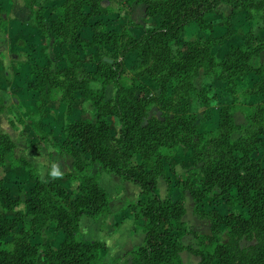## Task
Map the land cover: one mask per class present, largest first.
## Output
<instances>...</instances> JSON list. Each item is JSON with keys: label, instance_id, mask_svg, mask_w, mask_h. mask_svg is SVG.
<instances>
[{"label": "trees", "instance_id": "trees-1", "mask_svg": "<svg viewBox=\"0 0 264 264\" xmlns=\"http://www.w3.org/2000/svg\"><path fill=\"white\" fill-rule=\"evenodd\" d=\"M23 1L42 36L64 42L68 49L65 67L55 64L53 56L48 63L34 62L26 86L34 96L40 95L31 114L39 116L35 129L41 146L50 155L68 152L75 158L76 169L53 177L51 165L44 177L28 158L16 154L12 136L0 132V168L13 155L15 162L29 169L32 179L17 199L0 178V205L14 212L5 215L0 207V264H107L106 244L84 239L82 220L99 221L114 212L111 195L100 183L108 171L140 187L134 221L144 241L117 259L130 255L131 264H186L181 251L188 249L200 256L198 264H264V157L259 154L264 144V43L261 33L248 34L242 45H231L217 63L213 50L225 46L230 31L221 34L210 17L222 4L250 13L262 9L264 0H124L129 7L135 1L142 5L146 18H159L157 25L147 27L146 22L130 16L129 25L140 29L135 37L118 22L106 19L111 12L106 2L117 0H62L58 7L39 4L40 0ZM10 22L0 0V66L10 61L5 37ZM193 24L202 38L190 43L189 53L178 59L174 46ZM100 48L111 54L112 61L93 57L94 68H86L83 55L92 57ZM131 55L137 57L142 70L127 85L122 71ZM255 56L256 65L251 63ZM202 67L215 70L233 88L243 75L259 78L250 93L261 101L247 123H237L232 104L227 103L221 109L218 130L200 131L197 116L180 96L194 89L193 78ZM146 75L160 83V95L151 93L142 80ZM92 83L100 87L94 89ZM59 87L72 116L74 102L80 99L92 102L93 114L87 118L75 112L63 129V139L55 141L42 117L48 99ZM211 98L204 99L210 102ZM5 110L0 97V113ZM113 117L119 120L115 139ZM181 147L194 151L196 169L163 199L157 190L158 179L166 176ZM61 176L78 182L77 193L59 182ZM211 193L218 206L212 211L200 209ZM188 194L197 215L209 222L206 232L189 228L192 223L184 220ZM21 204L24 209L16 210ZM19 227L22 233L17 236ZM221 227L230 233L227 242L221 239ZM45 230L60 232L64 238L57 246L43 241ZM185 232L194 235V244L183 242ZM245 238L248 243H241Z\"/></svg>", "mask_w": 264, "mask_h": 264}, {"label": "rangeland", "instance_id": "rangeland-1", "mask_svg": "<svg viewBox=\"0 0 264 264\" xmlns=\"http://www.w3.org/2000/svg\"><path fill=\"white\" fill-rule=\"evenodd\" d=\"M123 1L124 0H121V2L120 0L106 2V4L111 7V12L106 16V19L118 22L121 25V28L124 27V29L127 30L129 36L135 37L140 33V29L137 26L129 25L130 16L140 23L146 22L147 27L157 25L159 18L158 20L157 18H146L145 10L142 5L135 1L132 3V6L129 7L126 2L122 3ZM61 2L62 0H40L39 4L46 3L47 7H58ZM3 4L7 7L9 5L13 14L25 6L23 0H3ZM12 12L8 11L9 17H14ZM30 17L31 19L24 20L27 22V26H25L26 28L24 27V29L22 28L21 30L20 27L19 29V31L21 30L22 35L28 37L27 40L22 37H17L11 32H9V34L7 33L10 40H7L8 48L6 53L11 60H7L6 62L9 66L7 69L1 67V85H5L2 84L3 82L8 83L10 81L9 87L12 88V80L15 82L16 80L18 81L20 77H17L22 74L20 83H26L32 64L36 61H44L48 63L50 61V56H53L52 59H55V64L57 63L60 67L66 66L65 54L68 52V49L65 46V43L61 41L55 43L51 41V36H42L41 31L34 24V16L32 13L30 14ZM210 17L221 29V34L230 31L229 36L225 39V46H217L213 50L215 62L217 63L224 59L231 45H242L248 34L256 35L261 33V40L264 43V7L249 13L240 8H234L231 4H222ZM25 22L23 23L25 24ZM15 25H19V23L14 22L12 24V26ZM37 33L39 34L35 39L34 36ZM201 38L202 33L198 26L194 24L190 25L183 37L174 46V55L178 59L186 56L189 53L190 43L198 41ZM93 57L98 61H112L111 54L107 50L100 48L92 57L83 55V64L86 68H94ZM261 62L264 64V51L261 54ZM251 63L254 65L259 63L256 56L251 60ZM5 70L9 71L8 73L11 77L5 75ZM141 70L142 67L137 57L131 55L125 60V66L122 71L123 81L127 85H131L133 79ZM258 79L259 78L254 74L243 75L239 77L240 82L238 86L233 88L230 87L226 81L220 80L215 70L207 71L205 70V67H202L193 78L194 89L184 90L180 97L187 105V109L197 116V124L200 127V131L209 134L211 131L216 132L218 130L222 119L221 109L227 103L232 104V113L236 122L239 124L247 123L250 115L255 112L258 103L261 101L260 96H255L250 93V88L255 81H258ZM142 80L150 88L153 95L158 96L162 93L160 83L153 80L149 75L143 76ZM92 87L97 89L100 85L99 83H92ZM12 89L14 90L15 87ZM5 91L8 94H2L6 95L5 97L7 98L4 99L6 101V110L3 113H0V132L7 131L15 140L17 143V149L15 150L16 154L25 157V152L28 151L32 154L34 159L40 160L39 167L44 172L42 175H45L47 168L50 165L61 174L69 171V169L75 171V158H73L68 152H63V155L54 151L53 155H50L49 150L41 146V136L35 129V124L39 119V116L31 114L40 95L34 96L31 92L30 95H27L24 98H18L16 95L10 93L8 89L0 90V94ZM214 92L216 94L215 97H213L215 95ZM206 95L212 97L210 102L207 99H204L207 98ZM61 98L62 91L59 87L55 89L54 94L48 99V104L42 117L44 128L50 133L51 138L55 141L63 139V129L66 123L72 119V117L76 116L75 112H78V114L87 118L91 117L93 114L92 102L80 99L74 102L75 112L72 116V113L70 114L67 110V103L62 101ZM18 99H21V101H29V104L25 105L22 102L20 103L18 102ZM154 108L156 109V107ZM111 121L112 135L113 139H115L118 137L119 120L117 117H113L111 118ZM113 143L115 142L113 141ZM259 154L264 157V144L260 149ZM4 164L5 165L0 168V178L12 188L14 197L18 199L19 193H21L25 186L32 182L29 169L24 168L19 163L15 162L13 155L7 156ZM67 167L69 168L67 169ZM195 169L194 151L185 147L179 148L171 160L170 168L167 171L166 176H161L158 179L157 190L159 195L163 199L170 196L178 186L177 183L182 181L192 171H195ZM58 179H60L59 181L63 186L70 191L77 193L78 182L76 180L63 176ZM100 183L111 195L114 212L102 220L92 222V224L85 223V220L82 221V231L84 239L88 241L101 239L110 244L113 239L117 238L125 241L120 249H118V247H115L114 249L107 247V261L109 257H112L111 259H113V256L117 258L119 254L135 247L134 204L137 201L136 195L140 189L134 183H129L109 171L103 174ZM188 195L189 198L185 201L187 208L185 219L191 223L199 222V225L196 223L195 228L200 232H206L209 228V222L197 215L193 199L190 194ZM182 198L185 199L183 196ZM216 206L218 205L214 202V196L211 193L205 198L203 203L200 204V209H203L204 211H212ZM0 207L5 215H13L14 212L7 210L3 203H1ZM17 209H24V205H19L16 210ZM221 212L224 213L225 210H222ZM21 233L22 227H19L16 230V235L18 236ZM41 238L43 241H47L57 246L64 236L60 232L56 233L52 232V230H45L41 235ZM221 239L224 242L231 239L230 233L227 232L225 227H221ZM10 240H12V238H10ZM246 241L248 243L249 240L245 238L241 243L246 244ZM130 257L132 259V256L128 255L117 259V261L126 258V264H131Z\"/></svg>", "mask_w": 264, "mask_h": 264}, {"label": "crops", "instance_id": "crops-1", "mask_svg": "<svg viewBox=\"0 0 264 264\" xmlns=\"http://www.w3.org/2000/svg\"><path fill=\"white\" fill-rule=\"evenodd\" d=\"M3 6H4V4H3ZM4 8L7 10V11H11L12 12V10L10 9V6L8 5V7L5 5L4 6ZM31 12V11H30ZM29 12V9L27 8V7H25V6H23V8L21 9V10H18V12H16L15 14H13V12H12V15H14V17H11V22H10V26H9V29H8V31L6 32V34H5V37H6V39L7 40H10L9 38H8V36H7V33L9 34V32H11L13 35H16L17 37H22V38H25L26 40H27V36H24V35H22V33H21V30H22V28L24 29V27L25 26H27V22H25L24 20H26V19H31V17H30V13ZM12 21H13V23L14 22H18L19 23V25H15V26H12ZM23 22H25V24L23 23ZM12 23V24H11ZM20 27H21V30L19 31V29H20ZM26 28V27H25ZM38 34L39 33H37V34H35V39L37 38V36H38ZM9 43H10V41H9ZM11 60V59H10ZM11 65H12V61H11ZM1 67H4V68H8L9 66L6 64V61H5V63H3L1 66H0V70H1ZM9 71H7V70H5V75L7 76V77H11V75L8 73ZM23 75V74H22ZM22 75H19L17 78H19L20 77V79L22 78ZM20 79H18V81L16 80V82L14 81V80H12V82H13V86H12V88H14L15 87V89L13 90L11 87H9V82L7 83V82H3L2 84H5V85H1V79H0V90H4V89H8L9 91H10V93H12V94H14V95H16L18 98H20V97H26L27 95H30V90L28 89V87L26 86V83H20ZM2 94H8L6 91L5 92H3V93H1L0 94V97H2V98H7V97H5L6 95H2ZM19 101L18 102H22L23 104H25V105H28L29 104V101L27 102V101H25V100H22L21 101V99H18ZM36 101V100H35ZM27 102V103H26ZM5 104H6V101H5ZM25 157L26 158H28L38 169H39V171H40V173L42 174V173H44L43 172V170L42 169H40V167H39V164H40V160H37V159H34V157H32V154H30L28 151L27 152H25ZM51 166V165H50ZM50 166H48V168H47V171H46V173H45V175H42V176H46V174H47V172H48V170H49V167ZM69 166V165H68ZM69 167H67V169H68ZM69 171H72V169H69ZM105 174V173H104ZM103 177V176H102ZM60 178V177H59ZM60 180V179H59ZM60 182V181H59ZM130 183V182H129ZM139 189H140V187L138 186V185H136ZM139 192H140V190L138 191V194H139ZM138 194L136 195V197L138 196ZM136 211H137V208L135 207V214H136ZM85 220V223H89V224H92V222H95V220H93L92 218H89V217H84L83 218V220L82 221H84ZM184 220L186 221V219H185V217H184ZM196 223H197V225H199V222H193L192 224H190L189 226V228H191V227H193V229L195 230V231H197V232H200V231H198L195 227V225H196ZM181 236L183 237V242H188V243H190V244H194V243H192L195 239H194V235H192V234H189V233H187V232H185V233H183V234H181ZM96 240H99V241H101V242H103V243H105V244H107L106 246L108 247V248H111V249H114L115 247H118V249H120L122 246H123V244H124V242L125 241H122L121 239H113V241H112V243L110 244L109 242H107V241H103V240H101V239H96ZM143 241H144V233H143V231L142 230H137L136 229V223H135V247L136 246H140L141 244H143ZM189 244V245H190ZM59 245V244H58ZM117 249V250H118ZM118 252V251H117ZM115 255V254H114ZM181 256H182V258H183V260H184V262L186 263V264H198L199 262H200V256H198V255H196V254H194L193 252H191V251H189L188 249H184V250H182L181 251ZM112 257H109V261L107 260V264H126L127 263V259L126 258H124V259H122V260H118L117 261V258H115L114 256H113V259H111ZM130 259H131V257H130ZM131 263V262H130Z\"/></svg>", "mask_w": 264, "mask_h": 264}, {"label": "clouds", "instance_id": "clouds-1", "mask_svg": "<svg viewBox=\"0 0 264 264\" xmlns=\"http://www.w3.org/2000/svg\"><path fill=\"white\" fill-rule=\"evenodd\" d=\"M51 175H52L53 177H55V176L60 175V173H59L58 171H56V170H53L52 173H51Z\"/></svg>", "mask_w": 264, "mask_h": 264}]
</instances>
